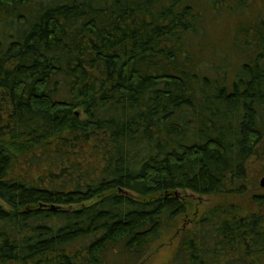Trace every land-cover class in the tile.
I'll return each instance as SVG.
<instances>
[{
  "label": "trees",
  "instance_id": "1",
  "mask_svg": "<svg viewBox=\"0 0 264 264\" xmlns=\"http://www.w3.org/2000/svg\"><path fill=\"white\" fill-rule=\"evenodd\" d=\"M207 3L0 0V264H143L174 228L171 264H264V18L230 63Z\"/></svg>",
  "mask_w": 264,
  "mask_h": 264
},
{
  "label": "rangeland",
  "instance_id": "2",
  "mask_svg": "<svg viewBox=\"0 0 264 264\" xmlns=\"http://www.w3.org/2000/svg\"><path fill=\"white\" fill-rule=\"evenodd\" d=\"M232 0H210L208 9L205 10L206 15V33L202 44L208 50L213 52L217 57H228L227 62L234 63L237 60L235 51L233 50V37L238 27L252 28L261 18H264V0L252 2L246 9L239 10L237 15L227 10V5L232 4ZM207 8V7H206ZM206 51V50H205ZM209 52V53H210ZM217 59L219 64L222 60ZM220 61V62H219ZM249 181L251 186H257L256 190L263 193L264 187L260 185V180L264 177V158H252L249 162ZM245 196H238V200L247 205L251 192ZM186 195L193 197L194 202L202 208H208L217 202L227 199L225 196L208 197L191 194L190 191ZM232 199V198H231ZM174 228L163 238V244L154 246L153 251L148 254L147 260L143 264H171L172 257L180 242V235ZM177 232V233H176Z\"/></svg>",
  "mask_w": 264,
  "mask_h": 264
},
{
  "label": "water",
  "instance_id": "3",
  "mask_svg": "<svg viewBox=\"0 0 264 264\" xmlns=\"http://www.w3.org/2000/svg\"><path fill=\"white\" fill-rule=\"evenodd\" d=\"M260 185L264 187V177L260 180Z\"/></svg>",
  "mask_w": 264,
  "mask_h": 264
}]
</instances>
